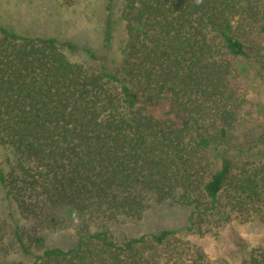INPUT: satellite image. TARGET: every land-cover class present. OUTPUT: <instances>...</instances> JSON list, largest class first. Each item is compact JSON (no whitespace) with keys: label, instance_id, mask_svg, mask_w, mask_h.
<instances>
[{"label":"trees","instance_id":"1","mask_svg":"<svg viewBox=\"0 0 264 264\" xmlns=\"http://www.w3.org/2000/svg\"><path fill=\"white\" fill-rule=\"evenodd\" d=\"M121 19L114 71L71 61L62 47L74 46L55 37L0 25V145L13 152L0 168L6 198L49 228L63 225V209L138 220L147 195L188 206L186 230L198 234L205 218L227 222L229 212L264 222V131L233 141L244 129L239 61L264 70L255 52L264 0H123ZM178 231L116 239L83 225L70 248L44 247L37 235L44 248L31 262L0 264H231ZM239 264H264V247Z\"/></svg>","mask_w":264,"mask_h":264},{"label":"rangeland","instance_id":"2","mask_svg":"<svg viewBox=\"0 0 264 264\" xmlns=\"http://www.w3.org/2000/svg\"><path fill=\"white\" fill-rule=\"evenodd\" d=\"M122 7L123 0H0V25L21 35L55 37L74 46L62 47L71 61L82 63L89 69L103 65L114 71L122 61L125 41ZM106 29L109 34L107 46ZM261 40L255 52L264 63V33ZM87 50L98 58H91ZM239 65L246 92L241 110L244 129L233 141L244 145L264 131V70L252 59H241ZM259 146L256 150L264 152V146ZM12 160V150L0 145V168L6 170ZM189 212L188 206L172 200L158 201L154 195H147V206L138 220L119 218L106 221L63 209L58 212L63 225L49 228L23 217L0 186V263L31 262L44 247L70 248L77 240L78 227L83 225L91 231L107 230L116 239L165 228L178 229V236L195 242L210 259H224L231 264H239L254 246L264 247V222L259 216L244 218L229 212L227 222H218L214 217L205 218L201 225L204 232L198 234L186 230ZM14 231L22 235L27 252L16 241ZM37 235L44 237V247L33 242L32 237Z\"/></svg>","mask_w":264,"mask_h":264}]
</instances>
